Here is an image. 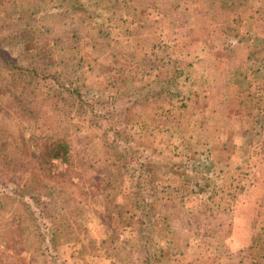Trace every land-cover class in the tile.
Returning <instances> with one entry per match:
<instances>
[{"label":"trees","instance_id":"trees-1","mask_svg":"<svg viewBox=\"0 0 264 264\" xmlns=\"http://www.w3.org/2000/svg\"><path fill=\"white\" fill-rule=\"evenodd\" d=\"M89 1H96L99 6L109 4L111 8H115L116 16L123 11H128L129 16L136 13L139 15V8L148 14L153 12L159 15L158 19H151L148 14L141 18L140 29L145 33L141 35L144 37L149 34L147 38L151 43L140 62H135L117 47L121 38L132 35L128 24L125 30H121L117 24L105 26L107 31L104 34L102 32L105 29L101 28L88 39L92 43V60L98 61V53L102 54L105 50L104 54H110L119 63L118 77H107L106 85L97 89L81 85L80 71L83 67L74 63L77 59L68 56L69 52L60 48L57 42L45 41L40 45L37 41V33L41 32L37 24L40 15L53 13L63 20L86 19ZM252 1L254 0H28L26 16L22 15L17 20L0 12V93L5 103L33 100L39 106L49 108L52 116H59L61 124H68L72 118L79 119V122L73 121L78 126L81 123L82 127L86 125L97 133V138L103 143L101 147L107 155L106 159L116 171L118 181L120 180L117 192L123 194L124 191L126 199V204L117 202L114 205L113 208L119 210L118 215L115 216L114 211L105 206L106 217L97 218L106 232L110 225L104 218L110 217L113 220L115 216L124 220L127 216L136 220L138 228L131 231L130 239L125 243L132 249L144 250L147 256L153 253L157 233L163 237L174 234L176 220L182 219L189 224L194 218L195 224H198V220H195L199 217L198 212L190 213L184 206L187 199H191L195 206L200 205L198 202L204 199V207L209 213L214 209L218 198L224 195L228 184L233 185L232 182L219 181L222 170H219L220 166L214 161L215 150L212 144L203 143L193 133L196 127L190 122L187 132L178 131L186 135L187 138L184 136V139H188L191 151L188 161L181 164L172 162V156L177 150L174 139L166 136L157 145L147 147L130 130L131 125L142 114L141 107L150 101H168L171 107L169 122L172 123L175 116L179 124L176 128H180L185 120V107L189 99L185 98V92L191 90L198 75L185 58L186 50H178V44H174L172 54H162L161 37L178 26L179 16L183 11L186 14H202L204 19L209 11L231 17L244 10L250 12ZM259 1L261 6L255 11L257 15L264 12V0ZM111 19L109 17L108 20ZM231 22L236 26L241 23L235 17ZM210 24H213L212 20ZM225 27L230 28L229 24ZM114 29L118 33H114ZM121 31L122 35H119ZM12 44H19L16 57L8 50ZM123 78H128L130 82V87L125 92L120 87ZM103 107L107 109L104 113L101 112ZM204 113L209 115L208 111H202L194 116L199 117ZM259 131L261 128H256L257 134ZM21 141L26 143L24 139ZM42 143L35 160H27L28 165L32 164L31 171L28 170V173L31 172L29 177L16 176L22 170L16 165L8 166L2 159L5 155L0 158V218H7L12 222L9 229L1 231V237L6 250L16 252L17 256L31 250L34 264H67L62 258L61 247L65 244V236L72 232L71 226L64 224L63 229L57 223L59 218H65L77 210L73 211L70 203L60 199L59 193L66 191L64 187L58 190L56 185H50L46 181L47 169L44 165L58 159L71 163V144L66 139L38 142ZM3 144L4 149L8 150L7 143ZM108 183L111 185L107 179L99 186L103 188ZM115 200L114 197L108 203L113 204ZM168 210L175 211V220ZM127 221V226H131L129 219ZM21 223H25L26 227ZM115 235L116 240L119 238L118 233ZM104 242H108L106 235Z\"/></svg>","mask_w":264,"mask_h":264},{"label":"rangeland","instance_id":"rangeland-1","mask_svg":"<svg viewBox=\"0 0 264 264\" xmlns=\"http://www.w3.org/2000/svg\"><path fill=\"white\" fill-rule=\"evenodd\" d=\"M27 1L28 0H0V12L17 20V18L22 15L26 16ZM88 3L87 18L82 20H63L62 18L59 19L58 14L53 13H44L40 15L37 24L41 32L37 33V41L39 44H42V42L45 41L57 42L58 46L60 45V48L63 47L65 51L69 52L68 56H73L77 59L74 63L77 62L83 67L80 71L81 85L94 86L95 89H97V87L106 85L107 77H118L117 71L119 63L118 60L110 54H104L105 50L102 54L98 53V61L92 60V43L88 39L97 34L101 28L105 29V26L111 24L115 26L117 24L116 26L121 30H125L128 24L132 35L121 38L117 47L120 52H125L126 55L131 57V59H134L135 62H140L145 50L149 49V44L151 43L147 38L149 34L142 37L145 33L140 29L142 24L141 18L145 17L148 12H144L142 8H139V15L136 13V15L129 16V14H127L129 13L128 11H123L116 16L114 14L116 13L115 8H111L109 4L99 6L96 1H89ZM118 11L121 10L119 9ZM246 13L247 12H244V14ZM210 14L218 16L216 11H209L207 17L204 19L202 14H186V12L183 11L179 16L180 19L178 26L175 29L167 31L164 36L161 37L160 45L162 54H172L174 44H178V50H186L185 58L187 61H190V54L192 51L187 49L189 44L186 42H178L175 39L179 40L181 37H187V35H190L189 41L192 42L197 38L204 37L202 36L203 32L201 29L200 32H198V26L203 28L202 25L204 21L205 23L210 24ZM109 17L112 19L108 20ZM148 17L151 19H158L159 15L151 12L148 14ZM226 17L227 18H225L224 15L220 16L224 21H231V19H234V16L228 17L227 15ZM106 31L107 28L102 33L104 34ZM112 31L118 33L117 29ZM207 32L209 31L207 30ZM119 35H122V31ZM158 37V39H160V36ZM18 45L19 44H12V46L9 45L8 50L12 51V55H14L13 57H16L19 53ZM120 87L124 92L128 91L130 87L128 78H123L121 80ZM192 96L193 93L190 89L185 92V98H189L186 102L187 106L190 99H192ZM38 104L39 103L33 100L5 103L3 95L0 93V158L2 155H5L2 159L8 163V166L16 165L19 167V170H22L20 174H16V176H24V178H26L31 175V172L28 173V170L31 171L32 169L30 166L32 164L28 165L27 160H35V157L40 152V148L43 145V143L38 144L40 140L54 141L56 139H66L71 144V163L63 162L58 159L51 162V164L48 163L44 165L47 169L46 181H49L50 185H56L58 190L60 187H64L66 191L59 193L60 199L70 203L73 211L77 210L75 213L69 214L65 218H59L60 220L57 223L60 226L64 224H66L65 226L70 225V230L72 231L71 233L68 232L64 238L63 242L65 244L61 247L62 258L67 261V264H105V259L103 257L105 252L106 255H111L114 259H117V254H119V250L123 247V243L120 242L119 239L115 240V233H119L121 229L124 228L126 222L127 224L129 223L127 221L129 217L127 218V216H125L124 220L115 217L118 215L117 212H119V210L113 208L114 205H116L117 202L124 205L126 204V199L124 191L123 194L117 192L120 180L118 181L116 171L111 168L109 160L106 159L107 155L101 147L103 145L102 141H99L97 133L93 132L86 125L82 127V124L78 123V126L76 123L79 122V119L72 118L77 122L70 120L68 124H61L59 122V116L57 117L55 114L52 116L49 108L43 107L42 105L39 106ZM187 106L185 107V110L187 109ZM141 108L142 114L137 118V122L130 127L132 133L138 135L144 141L143 144H146L147 147L157 145L166 136L174 139L177 143V150L175 151V155L172 156V162L176 164L186 163L189 157H191V151L188 147L189 142L187 143L188 139H184V136L186 137V135H182L183 133L181 134L178 131H188L189 122L191 123L189 117L196 119V116H194L195 112H191L192 114L189 115L186 114L185 120L180 125V128H176L179 127V124L175 116L172 118V123L169 122L168 116L171 107L168 101L160 100L145 102ZM103 109L104 110L101 111L102 113L107 111L106 107H103ZM119 109L120 108L118 107V110ZM197 112L198 111H196V113ZM98 113L100 112L98 111ZM201 118L203 117H200V119ZM192 126L196 127L194 123ZM201 130V128L198 129L196 127V130L193 133L200 139H203L204 136L202 135ZM244 130L249 137L248 141L251 144H254L253 153L255 154V157L258 158L259 162V164L255 166H262V164L264 166V160L263 162L261 161V158L264 157V139H260L259 134L254 133L253 127ZM205 136L207 137L206 133ZM227 136L228 138H231L232 134L230 133ZM223 137L226 139L225 136ZM21 139H24L26 143H22ZM4 142L7 143L8 150L4 149ZM212 147L215 150V153H213L214 161L220 166L219 170H222L221 177H218V179L221 183H224V181L227 180L223 167L224 164L220 157L223 152H220L219 144H214ZM245 148L247 149L248 145H246ZM211 162L213 163V160ZM211 162L208 163L210 164ZM34 165L36 167L37 162H35ZM23 167H25L24 170ZM254 167L252 166L253 169L256 168ZM16 170H18V168H16ZM42 175L44 176L45 174L42 172ZM107 179L111 182V185H113L111 186L108 183V186L101 188L99 186L100 183L101 185L104 184ZM256 181L261 183L262 179H256ZM250 184L251 182L248 183V185ZM230 194L232 195V193ZM222 196L223 195L220 197ZM114 197L116 199L115 202L113 204L108 203ZM229 197L234 199L233 196ZM186 201L187 203L191 202V204L194 205L192 206L194 209L190 208V210H192L190 213H197L198 211L207 212L206 207L202 206L204 199L198 202L200 203L199 210L196 209L195 203L192 202L191 199H187ZM217 201L214 205H216ZM105 206H107L110 211H114L115 214L113 220H110V217L108 216V218H104V220L108 221L110 225V229L107 232L97 218V216L106 217L104 216L107 215ZM108 209L107 211L109 212ZM214 209H211L209 214ZM186 210L189 212L187 208ZM168 211L174 216V210ZM211 215L212 219L210 220V223L205 221L207 224L204 225H200V217L195 218V220H198V224H195L194 218H192V221L189 224L185 223L191 228L193 233L209 237V235H211L212 224H214L213 221L216 220L217 222V219L219 221L221 220L217 218V216H214V212ZM11 223L7 218H0V264H34L32 259L33 252L31 250L24 251L18 256L16 255V252L6 250V245L3 243L4 241L1 237V231L3 229H9ZM21 224L26 227L27 222L26 224ZM62 228L64 229L63 226ZM105 235L108 242L102 240ZM112 239H114V242H112ZM106 243H110L111 248ZM108 248H110L109 252L107 251ZM222 251H224V249H222ZM141 253L145 254L144 250L141 249ZM126 257H129V259L134 258V256L130 254H126ZM205 263L207 264L208 261H205Z\"/></svg>","mask_w":264,"mask_h":264},{"label":"crops","instance_id":"crops-1","mask_svg":"<svg viewBox=\"0 0 264 264\" xmlns=\"http://www.w3.org/2000/svg\"><path fill=\"white\" fill-rule=\"evenodd\" d=\"M259 6L261 2L254 0L250 12L235 15L239 26L210 14L213 24L204 21L203 28L198 26L204 37L192 42L190 35L175 39L189 44V62L198 75L185 112L208 111L209 115L204 113L201 119L189 117L191 124L202 129L203 143L219 144L226 183L233 184H228L210 214L198 211L200 225L210 223L213 212L221 220L213 221L209 237L193 233L184 220H176L174 234L163 237L157 233L153 253L147 256L140 249L126 246L131 231L138 228L136 220L129 218L131 226L125 224L118 233L123 243L118 258L104 252L105 264H264V166H255L259 162L253 153L254 144L244 130L253 127L256 133V128H261L258 134L264 139V12L255 14ZM230 133L232 137L228 138ZM260 178L261 183L256 181ZM184 206L189 212L194 209L191 202L186 201ZM195 207L200 209V205Z\"/></svg>","mask_w":264,"mask_h":264}]
</instances>
